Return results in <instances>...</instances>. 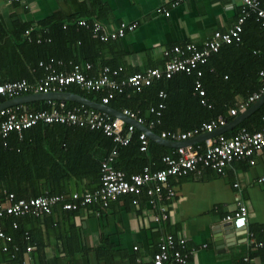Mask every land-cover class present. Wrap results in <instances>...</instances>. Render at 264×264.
<instances>
[{
    "label": "trees",
    "instance_id": "trees-1",
    "mask_svg": "<svg viewBox=\"0 0 264 264\" xmlns=\"http://www.w3.org/2000/svg\"><path fill=\"white\" fill-rule=\"evenodd\" d=\"M258 1L260 7L264 8V0ZM91 4L92 0H82L78 13L64 16L56 10L45 18L29 23L15 20L7 26L0 19V83L24 79L32 85L46 74L38 66L39 63L50 65L55 73L68 72L74 64L82 66L90 63L93 67L87 74L89 76L96 75L98 66L118 68V64L102 57L104 49L115 41L99 42L91 37L88 28L77 24L83 20L88 26L95 22L102 25L98 21L99 16H94L90 11ZM241 28L239 42L222 45L216 53L210 55L205 65L198 67L206 105H200L198 98L192 96L195 77L180 72L170 79L153 81L139 92L125 88L123 92L115 93L106 106L116 111L129 110L145 125L153 122L151 132L155 135L161 132L198 131L202 124L217 118L224 119L228 124L240 113L230 116L229 111L236 108L240 101H247L264 85V26H261V20L250 16ZM56 62H61V65L57 66ZM137 72L141 71L132 74ZM261 72L262 76H259ZM126 77L121 71L116 80ZM159 91L165 94L163 100L157 98ZM61 92L77 94L98 104L105 95V90L86 92L74 85L62 88ZM31 93L29 91L26 95ZM4 101L0 98V103ZM59 103L39 101L27 104L28 108L25 109L20 106L15 108L18 112H36ZM159 103L164 107L159 110V116L155 117L149 113V109ZM63 104L66 108L79 106L71 102ZM263 114L264 103L233 127L229 134L224 135H232L239 129L250 133L258 130L263 125ZM4 142L5 145L0 141V192L11 193L16 200L44 195L68 198L72 192L95 190L99 186V162L112 149L116 150L112 166L125 175L137 173L143 166L150 170L161 169V157L173 152V149L151 141H148L146 151L140 152L137 132L130 136L126 146L121 147L98 130L64 124H36L21 132L20 138L11 133ZM79 187L81 191L78 192ZM131 198L124 196L115 201L122 199L130 202ZM137 198L141 204L145 200L144 195ZM82 208L98 210L100 205L95 203ZM57 209L65 213L78 211H66L54 206L48 216L24 215L4 219L3 232L9 241L0 239V264H21L26 247L31 248L32 264H44L43 255L54 247L49 241L53 231L50 232L48 226ZM12 223H15V228H12ZM56 226L52 228L57 229ZM67 238H72V233L67 234ZM2 247L5 251H2ZM59 247L57 252L62 249Z\"/></svg>",
    "mask_w": 264,
    "mask_h": 264
},
{
    "label": "crops",
    "instance_id": "crops-1",
    "mask_svg": "<svg viewBox=\"0 0 264 264\" xmlns=\"http://www.w3.org/2000/svg\"><path fill=\"white\" fill-rule=\"evenodd\" d=\"M81 1L0 0V19L10 26L15 20L23 23L40 20L56 10L69 16L78 13ZM171 1L92 0L90 11L99 16L98 21L106 29L119 23L138 22L132 32L104 49V60L118 64L125 76L160 68L164 49L185 43L201 46L214 32L224 33L231 28L239 15L238 4L232 0H184L174 9H167L169 15L165 17L159 10ZM96 68L98 71L99 66ZM26 105L20 107L28 108ZM231 129L225 126L223 133L229 134ZM251 160V164L249 160L229 164L222 174L199 168L185 176L169 178L175 195L168 203L167 220L158 226L151 224L152 214L139 201L133 206L120 199L106 208H80L75 213L57 209L48 226L53 231L49 241L54 247L43 255L42 261L44 264H130L132 258L147 261L156 250V239L171 235L183 239L185 251L195 250L185 264H264V249L255 247V242L264 241V180H261L264 148L254 153ZM237 202L246 208V226L225 231L224 218ZM55 225L57 229L52 228ZM58 246L62 249L57 252Z\"/></svg>",
    "mask_w": 264,
    "mask_h": 264
},
{
    "label": "built area",
    "instance_id": "built-area-1",
    "mask_svg": "<svg viewBox=\"0 0 264 264\" xmlns=\"http://www.w3.org/2000/svg\"><path fill=\"white\" fill-rule=\"evenodd\" d=\"M182 1L184 0H172L165 8L161 7L159 12L167 17L169 15L167 9H174ZM232 1L237 2L239 15L231 28L224 33L214 32L212 37L204 41L201 46L185 43L184 45H173L164 49L162 56L166 60L162 68L146 69L129 75L125 79L116 80L121 72L120 67L112 69L108 66H102L98 69L96 75L89 76L87 74L92 71L93 67L90 63H85L82 66L74 64L71 65L68 72L60 71L57 73L51 70L50 65L39 63L38 66L42 67L46 74L32 85L24 79L0 83V98L5 100L0 104L25 96L29 91L32 92L31 94L55 93L61 92L62 88L74 85L86 92L105 90V95L101 98L100 105L106 106L115 93L119 94L125 88H131L135 92H139L153 81L170 79L174 74L182 72L185 75H193L195 77L192 96L197 97L199 104L204 106L207 100L199 81L201 71L198 67L205 65L210 55L216 53L222 45L239 42L242 24L248 17H256V19L261 20V26H264V8L260 7L258 0ZM77 24L88 28L91 37L102 43L122 39L138 26L136 21L119 23L111 29H106L96 22L88 26L83 20L78 21ZM56 65L60 66L61 62H56ZM259 76H262V72L259 73ZM262 95H264V85L261 86L257 93L252 94L247 101H240L236 108L229 111V115L234 116L237 112H244L249 103L253 104ZM157 98L163 100L165 94L159 91ZM15 107L18 106L0 109V141L3 142V145H5L4 140L11 133L16 134L20 138L21 132L36 124H64L67 126L86 127L89 130H98L104 136L110 138L114 144L121 147L126 146L130 136L137 132L139 151L145 152L149 139L144 132L137 131L133 125L128 124L126 121H134L149 131H151L153 126V122L145 125L140 118H137L129 110L119 111L124 117V119H120L83 105L66 108L63 102L56 105L51 104L49 109L36 112H18ZM163 107V104L159 103L155 108H150L149 113L158 117L160 114L159 110H162ZM261 121L263 125L251 133L245 129H239L229 136L219 133L204 139L200 143L176 147L171 154L161 157L160 162L163 167L157 170H150L149 167L143 166L139 172L125 175L122 171L116 170L112 166L116 155V150L112 149L109 155L99 162V186L91 192H75L68 198L62 195H44L16 200L13 194L1 191L0 239L6 242L9 241L3 232V220L7 217L17 218L24 215L32 217L48 216L54 206L66 211H76L83 206L97 203L100 207L106 208L109 203L124 196H132L130 203L133 206H137V197L144 195V204L152 214L151 224L158 226L161 222L167 220L168 203L175 195L168 182L169 178L182 177L197 171L199 168L222 174L223 169L227 165L238 163L242 160H249L251 164L253 154L264 148V114L261 117ZM225 125L224 119L217 118L202 124L198 131L185 133L161 132L157 136L169 142L179 143L194 139L202 134L213 133ZM261 180H264V178ZM65 199H70V201H65ZM95 216L98 217L99 214L96 213ZM224 221L229 223L234 230L245 228V206L237 202L235 209L231 214L225 216ZM11 226L15 228V223H12ZM155 246V252L147 261L135 258L130 264H185L195 252L193 249L185 251L183 239L174 238L171 235L158 237ZM255 247L264 249V241L255 242ZM133 250L135 251L136 248L133 247ZM2 251H5L4 247H2ZM32 263L31 248L26 247L24 260L21 264Z\"/></svg>",
    "mask_w": 264,
    "mask_h": 264
},
{
    "label": "water",
    "instance_id": "water-1",
    "mask_svg": "<svg viewBox=\"0 0 264 264\" xmlns=\"http://www.w3.org/2000/svg\"><path fill=\"white\" fill-rule=\"evenodd\" d=\"M39 101H42L44 103L55 102V101L76 103V104L83 105V106L91 108V109H95V110L105 112L114 118L124 119V117L120 114L119 111H116V110H114L110 107H107V106L100 105V104L96 103L95 101H90L87 98L81 97L77 94L67 93V92L29 94V95L21 96L19 98L11 99V100L6 101L3 104H0V109L4 108V107L6 108V107L21 106V105H25L28 103L39 102ZM263 103H264V95H262L249 108H247L244 112L240 113L237 117H235L232 121H230L225 126L226 127L229 126V128L235 127L240 122H242L245 118H247L249 115H251L261 105H263ZM126 122L128 124L133 125L137 131L144 132L145 135L147 136V138L149 139V141L154 142V143H156L162 147L171 148V149H174V148L179 147V146H185L187 144L201 142L204 139H207L213 135L223 133V130L225 127L224 126L223 128L216 130L215 132L210 133V134H202V135H200L194 139H190V140L185 141V142L176 143V142H169V141L160 139L157 135H155L154 133H152L151 131H149L145 127L136 124L134 121L127 120ZM223 227H225V231H230V232L232 231V227L229 223L224 224ZM230 234L231 233H229V235Z\"/></svg>",
    "mask_w": 264,
    "mask_h": 264
}]
</instances>
